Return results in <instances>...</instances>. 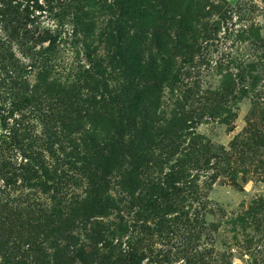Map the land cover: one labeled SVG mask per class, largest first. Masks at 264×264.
Returning <instances> with one entry per match:
<instances>
[{
    "label": "rangeland",
    "instance_id": "1",
    "mask_svg": "<svg viewBox=\"0 0 264 264\" xmlns=\"http://www.w3.org/2000/svg\"><path fill=\"white\" fill-rule=\"evenodd\" d=\"M147 1L0 0V264H53L70 217L88 243L104 180L135 200L117 237L135 264H264V0H152L174 63L140 79L124 55L141 20L120 26ZM135 108L152 136L126 187L92 149Z\"/></svg>",
    "mask_w": 264,
    "mask_h": 264
},
{
    "label": "trees",
    "instance_id": "2",
    "mask_svg": "<svg viewBox=\"0 0 264 264\" xmlns=\"http://www.w3.org/2000/svg\"><path fill=\"white\" fill-rule=\"evenodd\" d=\"M137 16L141 20V24L137 27V35L129 38L130 50L124 57H129L127 60L134 59L137 68H142L141 74L137 71L136 73L141 75L140 79H143L144 72L151 73L156 70L152 67L158 64V56L162 57L161 68L163 71L171 67L174 63L173 49L176 48V39L170 33L161 32L164 16L161 11L157 10L152 0L146 2L145 11L134 10L133 15L122 21L123 25L120 27L133 24ZM151 45H156L157 53H152ZM137 68L135 70H138ZM136 110L137 108L131 109L130 114L119 115L115 119L106 116V130L108 136L112 135V137H107L106 143L96 145L92 149L95 159L98 160L97 166L104 175L109 174L112 169L125 170L128 180L122 181V183L126 187L135 184L132 175L135 167L129 161L136 158L139 152L144 151L146 142L152 136L150 122L153 120V116L151 115L150 122L146 120L140 122V116L134 115L137 113ZM140 114H144V110ZM149 114L146 112V115ZM128 164L130 166L127 169L125 167ZM130 168L132 169L130 170ZM110 183L109 180L95 183V194L91 195L85 203L86 208L81 216L80 228L85 231L83 234L88 243H84L75 233L76 226L72 222L74 217L66 219L63 233L59 235L61 238L58 239L59 245L51 247L54 249L53 264H60L59 262L62 264H135V257L139 253V249L135 247L132 251L123 250L121 241L117 239L118 236L121 237V233L126 235L124 232L129 228L126 213L132 212V210H127L136 206L135 200L120 198L115 201L105 195L103 189L107 188ZM120 204L123 205L122 209ZM109 210H114L115 213L109 214ZM133 213L135 214V212ZM107 216H110L111 220L103 222L97 219H104ZM128 245L132 246L133 244L129 242ZM140 246L142 245L140 244ZM34 264H47L45 255L41 261Z\"/></svg>",
    "mask_w": 264,
    "mask_h": 264
}]
</instances>
